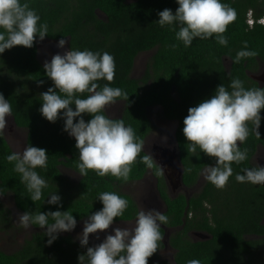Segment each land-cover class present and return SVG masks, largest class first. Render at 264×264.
<instances>
[{
    "label": "trees",
    "instance_id": "1",
    "mask_svg": "<svg viewBox=\"0 0 264 264\" xmlns=\"http://www.w3.org/2000/svg\"><path fill=\"white\" fill-rule=\"evenodd\" d=\"M21 2H27L29 8L40 16V23L47 24L45 38L66 40L69 50L108 52L114 57L115 75L110 86L122 89L128 98L116 99L115 102H122V111L118 117L109 118L122 119L126 125H131L143 142L151 131L147 115L149 107L159 106L162 118L176 122L174 138L181 166V183L185 187L194 186L201 171L215 163L214 158L202 152L199 157L187 152L188 142L182 129L188 108L210 98L218 85L227 87L233 78L244 81L246 88H264V84L248 75L264 62V24L254 23L248 27L246 23L248 11L255 20L264 16V0H221L237 13L235 21L227 26L224 33L228 38L227 47L220 46L212 37L206 40L196 38L187 48L175 39L173 29L178 30L175 24L170 28L161 27L156 22L159 19L157 13L165 8L175 13L178 7L175 0ZM243 41H247L248 49L257 55L234 63ZM172 44L177 45L174 51L168 47ZM150 50L153 53L142 75L132 77L135 57ZM224 58L229 59L227 68ZM97 83L102 87L109 82L100 80ZM49 87H53V83L37 58L36 42L32 48L15 46L0 54V94L11 104L12 121L16 127L25 129L26 146L43 148L48 155L47 168L36 169L48 187L43 190L42 199L33 203L25 185L20 182L19 174L14 171V164L5 159L14 151L3 134L0 135V195L11 196L17 211L69 210L76 221H80L102 208L97 199L100 192L114 191L129 202L123 216L114 218V223L131 221L135 219L138 206L119 187L142 179L151 170L165 206L163 214L168 217L167 224L161 225L162 239L165 227L174 231L167 240L173 249L172 261L159 256L164 246L161 239L148 264H187L192 259L199 260L200 264H264V184L235 180L236 174H243L242 169L256 166L252 158L257 148L261 146L264 149V110H261L259 136L255 126L249 122V136L240 146L248 150V158L231 165L233 175L223 188H216L205 180L195 194L186 197L178 193L171 197L160 168L154 163L148 167L142 162L141 158L147 154L143 149L132 164L127 180L110 175L99 177L92 170L81 176L77 168L79 153L75 139L63 131V120L50 123L39 112L40 94ZM87 95L82 93L80 98ZM72 107L74 110V105ZM83 118L87 122L91 116L84 114ZM61 168L75 172L77 181L71 182L64 177ZM53 192L61 197L62 207L59 209L47 204L48 195ZM10 217V210L0 201V230L13 227ZM31 227L36 230L24 238L16 250L7 253L0 249V264H78V255L87 250L73 237L63 234L49 245L45 229L36 225ZM192 232L203 237L192 239L189 236Z\"/></svg>",
    "mask_w": 264,
    "mask_h": 264
},
{
    "label": "clouds",
    "instance_id": "2",
    "mask_svg": "<svg viewBox=\"0 0 264 264\" xmlns=\"http://www.w3.org/2000/svg\"><path fill=\"white\" fill-rule=\"evenodd\" d=\"M175 2L178 4L175 13L168 8L157 13L159 26L171 28L175 24L178 28L173 29L175 39L182 42L185 48L190 47L196 38L206 40L212 37L220 46L227 47L228 38L224 33L236 19L234 8L221 0ZM47 34V24L40 23V16L29 8L27 2L0 0V54L15 46L32 48L34 42L43 41ZM65 44L66 41L60 39L57 47L63 49ZM168 47L174 51L177 45ZM256 55L255 51L248 49L247 41H243L233 62L239 63ZM43 68L53 87L40 94L39 112L50 123L63 120V131L75 139V148L79 153L78 173L86 176L92 170L99 177L110 175L127 180L132 164L142 152L143 141L136 136L131 125L105 114L106 106L117 98H128L122 89L110 86L115 75L114 57L108 52L70 48L63 55H53L50 62L45 61ZM100 80L109 83L101 87L97 83ZM82 93L88 94L86 98H80ZM261 110H264V88H246L244 81L238 77L231 79L227 87L218 85L210 98L188 108L182 129L188 142L187 152L197 157L202 152L215 159L214 165L203 169V175L216 188L227 184L233 175V163L240 164L248 158V150L240 146L249 136V122L255 126L259 136ZM84 114L91 119L86 122ZM11 115V104L0 94V135L7 126L6 118ZM5 159L14 164V171L19 174L30 200L33 203L40 201L48 183L36 169L47 168L46 150L29 145L22 153L11 152ZM141 160L152 167L154 160L150 155H144ZM242 172L235 175L237 182L264 184V166L244 168ZM48 197L47 204L55 205L57 209L62 207L58 194L53 192ZM97 199L102 208L88 215L78 236L80 246L87 249L84 254L78 255V264H148L162 239L161 225L167 224V215L155 209H140L135 214L133 227H113L111 234H107L100 243L88 247L89 234L108 230L114 218L122 217L129 204L127 199L114 191L100 192ZM17 219L25 229L33 225L45 229L49 245L60 233L73 231L77 224L69 210L25 211ZM49 220L52 222L49 223ZM187 264H200V261L192 259Z\"/></svg>",
    "mask_w": 264,
    "mask_h": 264
},
{
    "label": "rangeland",
    "instance_id": "3",
    "mask_svg": "<svg viewBox=\"0 0 264 264\" xmlns=\"http://www.w3.org/2000/svg\"><path fill=\"white\" fill-rule=\"evenodd\" d=\"M37 46V58L41 64L44 65L45 61L51 60L53 53L49 46V39L44 38L43 41H36ZM153 50L140 52L134 59L131 75L132 77L139 78L150 59ZM229 65V59L224 58V66L227 68ZM264 62L259 63L256 70L250 73L255 79L258 78V83H264ZM263 79V80H262ZM122 111V102H114L105 108V113L108 117H118ZM147 115L151 123V131L145 137L143 142V150L152 157L153 163L157 165L166 182V189L169 196H175L178 193L184 194L186 197L195 194L203 185L205 178L203 170L201 171L199 178L194 186L185 187L177 184L178 166L176 163V144L174 138V131L176 122L174 120H167L161 116V108L159 106L149 107L147 109ZM8 123L3 130V136L8 142L9 146L14 152H23L26 147V131L24 128L16 127L12 121L11 116L6 118ZM254 165L264 166V149L259 146L252 158ZM62 174L71 182H76L78 175L65 168H61ZM122 192L129 194L138 206V210L143 209L145 211L155 209L161 213L164 212L165 207L162 200L159 198L156 186L155 178L152 175L151 170H148L142 179L138 181L129 182L119 187ZM3 204L10 210V218L13 223V227L7 230H0V249L4 252L10 253L16 250L23 242L24 238L29 237L36 229L30 227L25 229L20 226L18 221V215L22 214L17 211L12 202V198L9 195L0 197ZM83 219L77 221L76 227L71 232H63L60 234L70 235L74 240L79 242L78 236L82 232L84 221ZM135 219L127 222H116L105 232H98L96 234H89L88 246L92 247L100 243L107 234H111L113 227H133ZM174 231L172 229L165 228V234L163 236L164 246L160 250L159 256L163 259L172 261L173 249L167 244V238ZM97 236L99 239H97ZM192 239L202 238L203 235L198 233H190Z\"/></svg>",
    "mask_w": 264,
    "mask_h": 264
},
{
    "label": "water",
    "instance_id": "4",
    "mask_svg": "<svg viewBox=\"0 0 264 264\" xmlns=\"http://www.w3.org/2000/svg\"><path fill=\"white\" fill-rule=\"evenodd\" d=\"M58 41L59 40H49V46L51 47V52L53 53V55L58 54V53L63 55L64 52L69 50L66 40H65L66 44H65L63 49L57 47V42ZM176 163H177V166H178L177 184L176 185H182V183H181V166H180V163L178 161L177 156H176Z\"/></svg>",
    "mask_w": 264,
    "mask_h": 264
},
{
    "label": "built area",
    "instance_id": "5",
    "mask_svg": "<svg viewBox=\"0 0 264 264\" xmlns=\"http://www.w3.org/2000/svg\"><path fill=\"white\" fill-rule=\"evenodd\" d=\"M255 22L257 23H261L264 24V16L258 18L257 20H255L252 15H251V11H248L246 14V23L249 27H251Z\"/></svg>",
    "mask_w": 264,
    "mask_h": 264
},
{
    "label": "flooded vegetation",
    "instance_id": "6",
    "mask_svg": "<svg viewBox=\"0 0 264 264\" xmlns=\"http://www.w3.org/2000/svg\"><path fill=\"white\" fill-rule=\"evenodd\" d=\"M250 73H252V72H248V75L250 74ZM264 75V74H263ZM252 79H254L255 81H258V78L259 77H257V79H255L254 77H252L251 75H249ZM263 80V79H262ZM262 84H264V83H262ZM261 84V85H262ZM155 186H156V184H155ZM157 190V189H156ZM158 193V192H157ZM4 195H0V197H3ZM158 196H159V194H158ZM160 198V197H159ZM161 199V198H160ZM0 201L2 202V200L0 199ZM163 202V201H162ZM3 203V202H2ZM164 204V203H163ZM165 207V206H164ZM166 228V227H165ZM164 228V229H165ZM165 234V233H164ZM189 236H190V233H189ZM169 237V236H168ZM167 240H168V238H167ZM168 244V243H167ZM169 245V244H168ZM170 247V246H169Z\"/></svg>",
    "mask_w": 264,
    "mask_h": 264
}]
</instances>
